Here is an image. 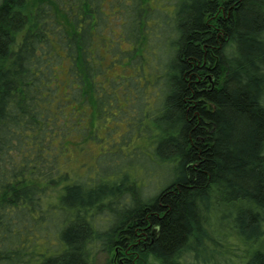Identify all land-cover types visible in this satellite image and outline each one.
I'll use <instances>...</instances> for the list:
<instances>
[{
  "label": "trees",
  "instance_id": "trees-1",
  "mask_svg": "<svg viewBox=\"0 0 264 264\" xmlns=\"http://www.w3.org/2000/svg\"><path fill=\"white\" fill-rule=\"evenodd\" d=\"M108 1L0 0V264H218L203 254L210 245L222 253L223 233L235 234L238 253L221 263L264 264V0L164 1L171 62L144 115L153 109L156 152L176 172L141 199L125 175L114 196L107 175L75 178L60 154L65 139L92 133L91 118L82 129L61 104V76L73 79L77 107H107L95 82L109 66L91 48L109 25ZM143 1L126 3L137 11V40L144 19H157ZM128 191L131 205L100 230L95 215Z\"/></svg>",
  "mask_w": 264,
  "mask_h": 264
},
{
  "label": "rangeland",
  "instance_id": "rangeland-1",
  "mask_svg": "<svg viewBox=\"0 0 264 264\" xmlns=\"http://www.w3.org/2000/svg\"><path fill=\"white\" fill-rule=\"evenodd\" d=\"M132 1L109 0L105 4L103 12L109 19V25L103 27L106 30L100 38L95 40V46L91 48L92 55L96 56V52H100L98 53L99 62L103 68L109 66L108 75L107 71L104 75L98 74L95 82L100 91L108 96L107 107L102 106L91 113L81 105L77 107L75 103L77 101L72 100L69 96V91L74 85L73 79L70 77L61 76L62 79L56 85L61 104H65L67 112L73 111L77 123L81 124L79 126L82 129H88L85 123L89 118L92 121L89 126L92 133L90 131L88 134H91L90 138H86L84 141L83 137L80 139L76 136L70 138L68 142L65 139L60 147L61 157H65L66 160L65 169L80 180H89L88 178L97 174L101 177L107 175L108 178L105 181L109 180V196H114L113 194L117 192L118 182L125 175L127 179L122 180L125 189L134 183L138 193L136 196L141 199L140 196L144 198L155 196L164 185L174 178L176 172L175 165L160 162L156 152L159 132L155 128V121L151 122L150 120L154 114L153 109H151L150 115L148 114L149 117L147 113L144 115V111L147 110L146 100L152 84L157 80L161 85L160 74L163 70L165 72L166 65L171 62L169 43L173 28L170 21H166L168 24L163 21L164 16L172 11L169 3L164 2L166 0H151L150 5L149 0H144L143 3L149 6L148 13L156 11L154 17L157 19H144L145 26L147 25V31L144 33L146 39L143 40L139 37L137 40V37L140 36L138 33L140 27H135V33L133 32L137 11L134 18L131 13L132 10L135 12L131 7L132 4H129V9L126 5ZM127 30L132 32V37L129 39ZM148 30L153 32V35ZM140 43L145 45V49L143 52L136 53L133 48ZM131 52L132 55H130ZM60 60L54 66V72L59 75H61L58 72V69L61 68ZM145 63H148V67ZM156 90L153 93L154 96ZM153 107L155 110L156 105ZM107 129L109 132L106 131ZM139 130L140 132H138ZM130 191L122 194L124 196L121 198L122 203H117L115 209L109 211V214L101 211L95 215V222L100 230L112 225L114 217L118 215L117 212L123 211L127 207L123 206L124 203L131 205ZM116 210L117 212H115ZM223 234H215L218 244H221L217 249L222 253L216 257L218 252L215 251L214 246L210 245L206 253L203 254L204 259L218 260V264H226L225 262L221 263L222 254L229 259H235V255L238 253V249H235L237 238L234 233H229L230 237L228 238L222 237ZM100 245H95L93 251L96 254L97 262L103 263L107 254ZM248 252L249 249L245 248L242 255L244 256Z\"/></svg>",
  "mask_w": 264,
  "mask_h": 264
},
{
  "label": "flooded vegetation",
  "instance_id": "flooded-vegetation-1",
  "mask_svg": "<svg viewBox=\"0 0 264 264\" xmlns=\"http://www.w3.org/2000/svg\"><path fill=\"white\" fill-rule=\"evenodd\" d=\"M107 12V11H106Z\"/></svg>",
  "mask_w": 264,
  "mask_h": 264
}]
</instances>
